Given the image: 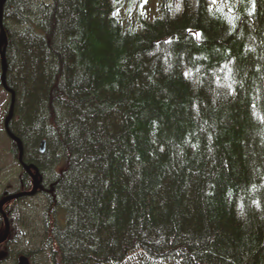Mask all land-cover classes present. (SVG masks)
I'll list each match as a JSON object with an SVG mask.
<instances>
[{"label": "trees", "instance_id": "obj_1", "mask_svg": "<svg viewBox=\"0 0 264 264\" xmlns=\"http://www.w3.org/2000/svg\"><path fill=\"white\" fill-rule=\"evenodd\" d=\"M174 2L7 0L0 264H264V0Z\"/></svg>", "mask_w": 264, "mask_h": 264}, {"label": "water", "instance_id": "obj_2", "mask_svg": "<svg viewBox=\"0 0 264 264\" xmlns=\"http://www.w3.org/2000/svg\"><path fill=\"white\" fill-rule=\"evenodd\" d=\"M7 0H0V61H1V84L6 92L11 95L10 108L8 116L5 121V131L8 137L17 145L18 149V160L19 163L25 170V173L31 176L33 180V187L30 191H23L16 194L8 195L0 201V213L4 217L6 230L4 236L0 239V245L5 243L10 235V223L7 215L4 212V208L7 204L19 200L22 198H29L35 196L40 188L42 187V177L37 167L34 165H27L24 163V149L22 142L11 132L10 122L14 117V108H15V93L7 85V72L8 64L6 59V46L8 43V36L3 26V11L4 6L6 5ZM45 141L40 145V151L44 152ZM18 264H32L30 259L26 256L19 257Z\"/></svg>", "mask_w": 264, "mask_h": 264}, {"label": "rangeland", "instance_id": "obj_3", "mask_svg": "<svg viewBox=\"0 0 264 264\" xmlns=\"http://www.w3.org/2000/svg\"><path fill=\"white\" fill-rule=\"evenodd\" d=\"M183 0H175L174 5L180 8ZM221 0H216L215 7L220 4ZM150 8L149 10H151ZM10 106V95L4 91L1 86V61H0V198L6 196L9 191L15 192L20 188V177L24 170L12 151V140L8 137L5 131V120L8 116ZM32 188V184H31ZM26 202L36 208L42 210L44 205V198L41 195L27 199ZM9 205V204H8ZM15 207L24 206V203H17ZM13 207V208H15Z\"/></svg>", "mask_w": 264, "mask_h": 264}, {"label": "snow or ice", "instance_id": "obj_4", "mask_svg": "<svg viewBox=\"0 0 264 264\" xmlns=\"http://www.w3.org/2000/svg\"><path fill=\"white\" fill-rule=\"evenodd\" d=\"M213 2H215V0H213Z\"/></svg>", "mask_w": 264, "mask_h": 264}]
</instances>
